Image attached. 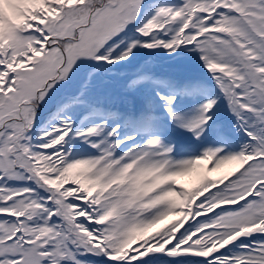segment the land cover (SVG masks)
<instances>
[{"label": "snow or ice", "instance_id": "6c2138e0", "mask_svg": "<svg viewBox=\"0 0 264 264\" xmlns=\"http://www.w3.org/2000/svg\"><path fill=\"white\" fill-rule=\"evenodd\" d=\"M141 50L196 56L210 86L145 62L120 78L138 109L102 99ZM193 89L185 122L174 105ZM164 120L198 154L175 158ZM0 264H264V0L28 9L0 39Z\"/></svg>", "mask_w": 264, "mask_h": 264}, {"label": "trees", "instance_id": "16d2710c", "mask_svg": "<svg viewBox=\"0 0 264 264\" xmlns=\"http://www.w3.org/2000/svg\"><path fill=\"white\" fill-rule=\"evenodd\" d=\"M72 2V0H70ZM1 8H0V39H3L7 30L14 25H18L23 23L24 15L28 9H32L35 7L41 6V0H0ZM168 58L166 54L162 50H157L156 52L149 53L146 50H141L136 53V55L130 58V63L126 64L122 67L118 72L112 73L113 76L117 77L112 80L113 89H116V94H110L106 97H102V99L107 100L110 104H114L115 107L120 109H125L131 107L133 104L137 107V109L142 104V97L138 94L135 97L129 98L124 95L121 90L122 80L120 78L131 76L137 66L147 62L153 68V63L159 60H165ZM134 59V63L132 62ZM168 69L171 71L166 72L165 74H161L163 76L173 78L177 80L179 83L185 82H195L198 81H206L205 75L200 76L199 73L192 70V67H179L177 70L174 69L172 64L167 65ZM180 68L182 70H180ZM155 71V70H154ZM157 73V71H155ZM204 78V79H203ZM190 91H186L183 96L185 99L187 98ZM163 94V93H162ZM180 95H178L179 97ZM43 120L47 119V110H45L44 115L42 117ZM214 120H216L219 124L223 125L226 130L230 131L231 126V118L225 110L223 104L217 110ZM239 137H234L232 148H238ZM233 166H225L223 169L219 170L217 173L212 174V178H218L219 176L225 175L229 171H231ZM195 177L191 178H182L178 183L184 184L186 187L191 186L194 183Z\"/></svg>", "mask_w": 264, "mask_h": 264}, {"label": "rangeland", "instance_id": "374dc122", "mask_svg": "<svg viewBox=\"0 0 264 264\" xmlns=\"http://www.w3.org/2000/svg\"><path fill=\"white\" fill-rule=\"evenodd\" d=\"M172 64L174 69L177 70L179 67H192V70L199 73L200 76H203V69L201 68L196 56L192 54H185L175 59L166 58L165 60H159L153 63V68L159 74H165L168 71L167 65ZM180 70H182L180 68ZM194 83H199L204 85L205 87H209V82L196 81ZM111 87L109 89L110 94H116V89H113V84L110 82ZM190 92L193 94V98L189 96V98L182 99V97H178L177 103L174 105V110L181 115L183 120L187 122L191 118L195 116L196 106L200 104L203 100L202 95L198 89H193ZM163 126L165 128L164 137L166 142H170L175 145L174 157L181 158L187 157L190 155L198 154L202 145L200 143L194 142L190 133L185 132L183 129L172 126L167 122V120L163 121ZM214 140V134H209L208 137L203 141L204 145L210 144ZM182 149H186L188 151H181Z\"/></svg>", "mask_w": 264, "mask_h": 264}]
</instances>
